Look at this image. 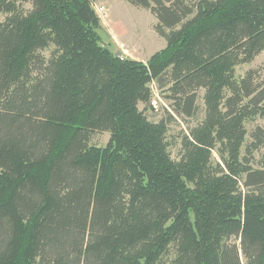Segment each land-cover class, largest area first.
<instances>
[{
    "label": "trees",
    "instance_id": "16d2710c",
    "mask_svg": "<svg viewBox=\"0 0 264 264\" xmlns=\"http://www.w3.org/2000/svg\"><path fill=\"white\" fill-rule=\"evenodd\" d=\"M96 1L0 0V264H264V64L236 74L264 0H127L166 39L147 62L103 43Z\"/></svg>",
    "mask_w": 264,
    "mask_h": 264
},
{
    "label": "rangeland",
    "instance_id": "374dc122",
    "mask_svg": "<svg viewBox=\"0 0 264 264\" xmlns=\"http://www.w3.org/2000/svg\"><path fill=\"white\" fill-rule=\"evenodd\" d=\"M96 5L103 6L104 12L98 13L101 19L102 41L115 53L124 58H132L147 62L157 51L166 47V39L156 31L158 23L155 15L149 10L136 7L127 0H97ZM29 8L30 4H24ZM5 16L0 15L3 20ZM45 51L48 56L51 50ZM264 64V52L259 54L251 63L242 64L236 68L237 76H243L249 69L259 67ZM153 99L156 102V109L146 110V114L152 121H159L168 118V113L172 112L171 100L166 98L167 92L158 89L157 85H152ZM204 91L200 93L199 112L196 117L183 118L176 116L169 123L167 140L170 143V151L173 158L179 157L183 136L201 121L205 115V104L203 101ZM144 104L140 108L144 109ZM256 126L264 128V118L258 117L248 123L249 132ZM109 132H96L93 135L92 144L105 146L109 141ZM250 140V136L247 138ZM264 151V150H263ZM263 153H258L257 158H262ZM217 157V154L215 153ZM171 256L164 257L158 264H171Z\"/></svg>",
    "mask_w": 264,
    "mask_h": 264
},
{
    "label": "built area",
    "instance_id": "2783aa9c",
    "mask_svg": "<svg viewBox=\"0 0 264 264\" xmlns=\"http://www.w3.org/2000/svg\"><path fill=\"white\" fill-rule=\"evenodd\" d=\"M95 9H96L97 13H103L104 12V7L103 6H98V5L95 4ZM153 105H156V102L154 100H153Z\"/></svg>",
    "mask_w": 264,
    "mask_h": 264
}]
</instances>
